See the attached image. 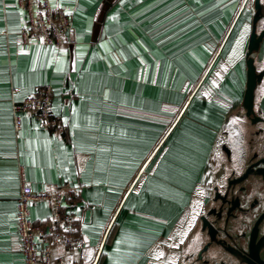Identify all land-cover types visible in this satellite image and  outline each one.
<instances>
[{"label": "crops", "instance_id": "0c3cea01", "mask_svg": "<svg viewBox=\"0 0 264 264\" xmlns=\"http://www.w3.org/2000/svg\"><path fill=\"white\" fill-rule=\"evenodd\" d=\"M242 1L51 0L72 26L53 51L22 42L24 12L0 0V264H25L14 223L19 166L35 192L79 185L67 264H180L196 249L199 215L227 162L219 134L228 130L223 142L240 164L256 129L237 115L253 11ZM253 57L262 69L264 37ZM46 86L62 131L26 114L15 130L12 103ZM254 108L264 115V76ZM49 212L43 201L30 206L36 223ZM63 252L53 248L55 258ZM212 254L209 264H236Z\"/></svg>", "mask_w": 264, "mask_h": 264}, {"label": "water", "instance_id": "95a60500", "mask_svg": "<svg viewBox=\"0 0 264 264\" xmlns=\"http://www.w3.org/2000/svg\"><path fill=\"white\" fill-rule=\"evenodd\" d=\"M261 19H264V1L253 0L251 31L245 53L246 82L237 115L247 118L256 129L240 164L230 158L231 148L223 142L228 130L219 134L221 140L217 151L226 153L227 162L222 163L215 174L209 204L199 215L201 240L180 264H209V259L204 256L210 251L220 262L225 258V263L264 264V232L261 231L264 208L261 209V199L257 200L258 210L251 204L255 193L263 192L264 197V140L258 138L264 135V115L254 108V92L264 76V67L258 70L253 57L264 37V28L258 30Z\"/></svg>", "mask_w": 264, "mask_h": 264}, {"label": "built area", "instance_id": "2783aa9c", "mask_svg": "<svg viewBox=\"0 0 264 264\" xmlns=\"http://www.w3.org/2000/svg\"><path fill=\"white\" fill-rule=\"evenodd\" d=\"M245 1H242L240 10ZM15 4L25 16V22L17 30L22 42L55 47L65 42L72 26L69 12L63 6L57 5V8L53 9L51 0H44V3H38L37 0H15ZM37 9L42 12L46 9V18L44 14L37 16ZM48 25L51 27L49 28ZM41 35L45 37L43 42L38 38ZM33 37H36L35 41ZM17 91V88H11V94ZM33 104L35 107H32ZM51 108L50 86L40 88L22 100L14 101L11 111L15 130L21 127V114L27 113L38 120L43 128H53L61 132L63 127L60 117L54 115ZM17 172L18 188L14 223L24 263L67 264L66 255L73 252L76 247L73 229L77 226V222L71 214L76 198L75 187L62 184L50 191L35 192L27 181L22 166L18 167ZM30 201L31 204H29ZM40 201L49 205L50 212L48 220L36 223L30 216V206ZM37 236L39 240L36 239ZM56 246L64 248V252L55 258L53 248Z\"/></svg>", "mask_w": 264, "mask_h": 264}, {"label": "snow or ice", "instance_id": "6c2138e0", "mask_svg": "<svg viewBox=\"0 0 264 264\" xmlns=\"http://www.w3.org/2000/svg\"><path fill=\"white\" fill-rule=\"evenodd\" d=\"M37 2H38V3H44V0H37ZM121 3H123V0H121ZM52 8H53V9L57 8V5H56L55 3H53V4H52ZM46 11H47L46 9H45L43 12H42L41 10L37 9V13H36V14H37V16L44 14V15H45V18H46ZM21 14H22V13H21ZM110 19H115V17H110ZM21 24L23 25V21L21 22ZM48 27L50 28L51 25H48ZM38 38H39V40H40L41 42H43V41L45 40V37L42 36V35L39 36ZM32 39H33V41H35L36 37H33ZM52 50L55 51V46H52ZM60 51H61V52H64V51H66V50H65L64 48H61ZM79 56H80V53H77V58H79ZM61 63H62V61H61ZM18 87H19V85H18ZM16 98H17V99H20V98H21V93H20L19 91H17V93H16ZM32 107H35V104H33ZM51 110H55V108L53 107V109H51ZM73 112L75 113V109H73ZM57 114H58V113H57ZM26 115H27V113H26ZM63 120H64L65 123H69V122H70L68 116L63 117ZM77 126H78V125H77L76 123H72V128H73V129H75ZM75 187L78 189V188H79V185H76ZM31 203H32V202L30 201L29 204H31ZM63 206H64V207H67V205H63ZM77 211H79V209H77ZM37 218H39V217H37ZM47 218H48V217H45V219H47ZM77 218H78V217H77ZM53 219H55V218L53 217ZM85 228H87V225H85ZM36 239L39 240V236H37Z\"/></svg>", "mask_w": 264, "mask_h": 264}, {"label": "rangeland", "instance_id": "374dc122", "mask_svg": "<svg viewBox=\"0 0 264 264\" xmlns=\"http://www.w3.org/2000/svg\"><path fill=\"white\" fill-rule=\"evenodd\" d=\"M252 2H253V0H249V3L247 4L246 9L248 8L250 10V8L252 7ZM254 140H255V138H254ZM253 196H255L256 198L261 199V209H263L264 208V200H263L264 197H263V195H261L259 193H255V195H253ZM200 263L203 264V262H200Z\"/></svg>", "mask_w": 264, "mask_h": 264}, {"label": "flooded vegetation", "instance_id": "af4514ba", "mask_svg": "<svg viewBox=\"0 0 264 264\" xmlns=\"http://www.w3.org/2000/svg\"><path fill=\"white\" fill-rule=\"evenodd\" d=\"M262 189V188H261ZM262 193L263 192H261V195H262ZM259 196V195H258ZM259 198H256L255 196H253L252 198H251V204L253 205V207H254V210H258L259 208H260V206L258 207V206H256L257 205V200H258Z\"/></svg>", "mask_w": 264, "mask_h": 264}, {"label": "trees", "instance_id": "16d2710c", "mask_svg": "<svg viewBox=\"0 0 264 264\" xmlns=\"http://www.w3.org/2000/svg\"><path fill=\"white\" fill-rule=\"evenodd\" d=\"M239 17H240V16H239ZM238 24H239V18H238V19L235 21V23H234V26H233V29H234V30L236 29V27H237ZM234 27H235V28H234ZM233 29H232V30H233ZM234 30H233V31H234ZM230 32H232V31H230ZM229 36H230V33H229ZM229 36H228V37H229Z\"/></svg>", "mask_w": 264, "mask_h": 264}, {"label": "bare ground", "instance_id": "6f19581e", "mask_svg": "<svg viewBox=\"0 0 264 264\" xmlns=\"http://www.w3.org/2000/svg\"><path fill=\"white\" fill-rule=\"evenodd\" d=\"M261 231L264 232V224L261 226Z\"/></svg>", "mask_w": 264, "mask_h": 264}]
</instances>
